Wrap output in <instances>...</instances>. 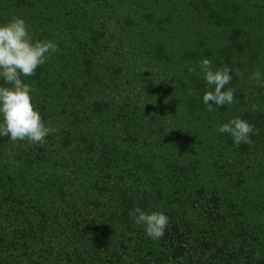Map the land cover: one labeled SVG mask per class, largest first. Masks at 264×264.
<instances>
[{
  "label": "trees",
  "instance_id": "trees-1",
  "mask_svg": "<svg viewBox=\"0 0 264 264\" xmlns=\"http://www.w3.org/2000/svg\"><path fill=\"white\" fill-rule=\"evenodd\" d=\"M257 1L263 6L253 19L249 0H204L192 11L209 13L230 39L222 50L235 102L218 107V119L240 117L255 127L252 142L239 147L218 133L236 157L227 163L225 152L216 160L199 157L189 141L199 135L180 134L175 125L163 136L167 123L155 130L137 103L118 105L108 94L120 74L107 73L117 66L105 60L108 46L118 42L119 50L118 35L138 22L156 23L168 36L184 0H0V23L22 17L34 40L58 45L24 78L55 133L43 145L0 137V264H264V88L249 79L257 70L264 75V0ZM156 4L164 17L141 15ZM199 32L205 47L203 35L212 29ZM147 34L146 44L159 37L153 29ZM156 44L160 62L171 61L165 44ZM242 59L246 87L239 81ZM176 103L181 124L204 104ZM137 207L169 216L163 238L153 241L133 223L129 212Z\"/></svg>",
  "mask_w": 264,
  "mask_h": 264
},
{
  "label": "rangeland",
  "instance_id": "rangeland-1",
  "mask_svg": "<svg viewBox=\"0 0 264 264\" xmlns=\"http://www.w3.org/2000/svg\"><path fill=\"white\" fill-rule=\"evenodd\" d=\"M203 1L204 0H184V2L181 3L183 10L178 11L177 14H175V12L172 13L173 22L168 36L164 32H158V28L155 26L157 25L156 23L138 22L132 29H130V27L126 29L123 28L124 30L118 35L120 36L119 50L117 46L118 42H115L108 46L107 54L105 55V60H111L112 64H115V66L117 65L116 68L108 70L105 66L103 67L107 69V73L111 75L118 69L120 70L118 78L108 85V94L116 99L114 103L118 105L126 104V100H129L130 103H137L144 111H147V119L153 124L155 130H157L158 126L164 125L163 122L167 123L168 125H164V129L165 131L167 130V132L162 133L163 136H167L170 133L169 131L175 128V125L182 127V129H179L181 131L180 134L188 131V137L199 135L196 140H189L192 142H190L191 149L196 151L199 157L203 155V158L209 160L207 156H205L206 154L216 160L219 154L225 152L226 155L229 156V160L226 161L228 163L232 161L233 158L236 160V157L231 155L228 151H225L226 144L224 141L226 139H222V137L218 138V132L216 131L217 127L221 123H226L225 120L218 119L220 115L217 112L218 107L213 106L214 111L210 112L206 105L198 104L199 112L195 117L196 120L194 117H191L192 121L191 118H187L186 122L182 124L183 117H178V115H176L178 113H174L179 110L182 111L181 108L177 109L174 103L178 101L183 102V100L187 98L191 100H202L203 94L208 90L204 84L202 73L197 67L201 59L208 58L212 62L214 68L227 67L223 61L228 55H225L222 50L228 48L230 45L227 32L219 30L220 28L212 24V19H208L209 13L202 11L192 13V11L196 9L201 10ZM212 1L214 2L215 0ZM192 3L197 5L192 7L187 6ZM249 3L254 7V9L249 7V16L253 19V15H256L254 11L256 10L257 12V9L261 8L263 3L257 1L254 5L252 4V0H249ZM161 4L153 5L151 10H149L151 6H147V11L141 12V15L144 13H152L151 15H153V13L157 11L159 18L160 16L161 18L164 17L163 14L165 11L161 7ZM245 4L248 5L246 1ZM186 18L190 20L188 21ZM176 24H180V27L174 29ZM184 25H186L185 28L183 27ZM196 26H198L199 29H197ZM207 27H210L212 32L203 35L206 38V46L203 47L202 44L198 43H201L200 37H202L199 30ZM152 29L158 33L159 37L156 38L153 36L157 39L156 42L149 40L146 44L145 38L149 36L147 32H152ZM138 32H141L143 37L138 36ZM189 34L190 40L188 38ZM183 36L187 38L188 42L185 40L181 41ZM158 40L165 44L166 50L170 53L171 61L160 62L157 57L158 45L156 43ZM115 48L116 51L118 50V53L115 52ZM113 52H115V56L112 54ZM189 52H197L198 56L201 58L188 59L186 54ZM206 54H210V57H206ZM162 55L164 54L160 56ZM246 63L247 60L242 59V73L240 72L239 74V81H241V85L245 87L248 86V82H246L247 80L244 79L243 75L245 70L244 65ZM189 68H196V71L194 73L189 72ZM225 108L226 107H224V109ZM221 113L225 114L223 110ZM173 114L174 116H172ZM174 119H180V124L174 123ZM119 127L124 131L123 125L119 124ZM126 133L129 134V128L126 129ZM202 135L210 139V141L203 140L204 137H202ZM146 136L147 135H144L143 138ZM143 138L140 139L141 144H143ZM142 151L147 152L149 150L144 148Z\"/></svg>",
  "mask_w": 264,
  "mask_h": 264
},
{
  "label": "clouds",
  "instance_id": "clouds-1",
  "mask_svg": "<svg viewBox=\"0 0 264 264\" xmlns=\"http://www.w3.org/2000/svg\"><path fill=\"white\" fill-rule=\"evenodd\" d=\"M57 51L54 41L34 40L29 24L22 17L0 23V81L3 82L0 84V137L43 145L46 138L55 133L56 129L46 126L34 107L33 89L24 78L33 76ZM197 67L208 89L202 97L208 111H214L213 106L223 107L235 102V89L227 87L233 78L230 67L214 68L208 58L201 59ZM188 71L194 73L196 68ZM249 79L254 80L257 87L264 88V75L260 71L253 72ZM216 131L228 134L237 147L250 144L251 137L256 134L254 125L240 117L221 123ZM129 215L135 225L143 226L151 240L164 237L169 224V216L164 212H147L137 207Z\"/></svg>",
  "mask_w": 264,
  "mask_h": 264
}]
</instances>
